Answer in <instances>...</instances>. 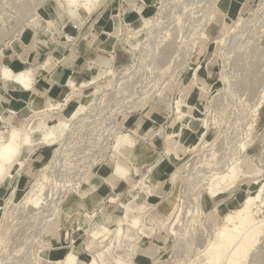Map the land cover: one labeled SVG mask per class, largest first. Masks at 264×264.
<instances>
[{
    "label": "rangeland",
    "instance_id": "374dc122",
    "mask_svg": "<svg viewBox=\"0 0 264 264\" xmlns=\"http://www.w3.org/2000/svg\"><path fill=\"white\" fill-rule=\"evenodd\" d=\"M76 9L64 0H0V130L10 123L38 140L44 116L63 120L76 104L85 107L54 142L22 149L21 169L0 183V264H63L66 253L84 264L100 252L99 264L118 256L207 264L224 217L260 185L254 210L264 218V0H93L71 16ZM10 66L28 88L2 78ZM184 120L195 127L170 163L166 135L174 125L183 132ZM125 136L129 143L120 142ZM231 165L234 185L211 197L213 173ZM143 176L155 188L141 213ZM136 184L141 198L114 237L123 209L104 208L112 197L127 203ZM107 217L111 235L92 239ZM242 264H264V225Z\"/></svg>",
    "mask_w": 264,
    "mask_h": 264
},
{
    "label": "bare ground",
    "instance_id": "6f19581e",
    "mask_svg": "<svg viewBox=\"0 0 264 264\" xmlns=\"http://www.w3.org/2000/svg\"><path fill=\"white\" fill-rule=\"evenodd\" d=\"M64 1L66 2V4L70 8L77 7V9H78L80 7V8H84L86 10H89L90 5L93 2V0H64ZM143 1L146 2L147 0H143ZM77 9H76L75 12L71 11V16H74V17L75 16L76 17L79 16V12L80 11L77 12ZM55 25H56V23H55ZM145 25H146V23H145ZM154 33H155V30H154ZM154 33H152V34H154ZM156 33H157V31H156ZM155 34H154V36H155ZM57 37H59V35ZM152 37H151V39L153 40ZM203 37H206L205 33H203ZM35 40H36V43H35L36 45L40 44V42H42L41 39L38 38L37 35H36ZM149 41H151V40L149 39ZM152 43H154V42H152ZM124 54H126V52H124ZM15 70L16 69L13 68V66H10V67H7V68H3L2 71H1L2 78L5 81L12 80L15 83L16 82L22 83L25 87L29 86V83L22 79L24 74H21V73H18V72H14ZM92 81L93 80H91V82ZM65 82H66V84L68 86H71L72 89H76L77 86H76L75 82L73 81V79H71V77H69V79L66 78ZM5 83H7V82H5ZM79 94H81V92H79ZM83 99H84V97H83ZM52 107H55V106H52ZM52 107H51V109H52ZM84 109H85V107L82 104H76V106L73 108V110L68 111V113L65 115V118L63 120H60V119L55 120L54 119L53 122H48L47 121L48 120L47 116H44L41 119V120H45V123H44L43 127H42V125L40 126V127H42L41 128L42 129L41 130L42 134L39 136V139H38L39 142L41 141V143H48V144H50L52 141L54 142V139L56 138V133L55 132H59V133L63 134L67 129L69 130V127H70V124H71L70 121L71 120L73 121V119H76V117H78L77 115L80 114ZM182 116H184V114L180 113V117L181 118H182ZM1 118H3V116H0V120H1ZM183 122H185V124L187 126V128L182 130L183 132H181L180 134H177V127L178 126L174 125L173 127L170 128V132L166 135V142L168 144V147H167V150H166V152L164 154H165V156H167V158H168L170 163H174L175 164L176 160L178 158H180L181 146L185 142L184 139H186V134H188L187 133V129H191V128L195 127V123H193V122H190L188 120L187 121L184 120V121H182V123ZM204 122H205V120H204ZM7 124L11 126V129H10L9 132H4V131L0 130V183L2 181L8 182L13 177V174H17L18 173V171L21 169V167L23 165V162L20 161L21 159L20 160H18L19 158L17 159L18 155H20V152L22 151V149H24L26 147L33 146L35 144L36 140H37V139H35V140L31 139V136L29 135V133L21 132L17 127H14L10 123H7ZM40 127H37V128H40ZM202 135H203V132H202L201 136ZM119 140H120V142H123V143H129V141H130V139L128 137H126V136H125V138H121ZM176 140H178L177 146H175V141ZM223 168L225 169V167H223ZM219 169H221V168H219ZM224 169H222V170H224ZM127 171L128 170H126L125 168H123L119 164H117L116 167H115V172H116V174L119 175V177L121 176V177L125 178V176L127 174ZM212 171H214V170H212ZM135 172L136 171L134 170V173ZM236 178H237L236 167L232 166V165L229 166L223 172H214L213 173V177L210 178L211 180L208 179V180H210L209 181V186L206 183L207 184L206 186H208L207 192L210 194L211 197H214L215 193L217 191L219 192V190H221L220 189L221 186H223L222 188H224V189H227V188L233 186ZM143 180H144V176L138 181V184H141L142 186L147 188L148 196L144 197L143 198L144 202H141L137 206V209H136L137 211L136 212L139 211L141 213L143 212V209L145 208V204L146 203L149 204V202L151 201V199H149V197H153L154 196V191L153 190L155 188V187H146L145 184L143 183ZM172 180H175V174L172 175ZM206 182H208V181H206ZM138 186L136 184L133 188H131L130 190L127 191L128 192V196H129V201L127 203H123V202L119 201V197H117L118 199H114V197H112L110 199V201L107 202V206L104 208L106 210V208H108L111 203L112 204L113 203H115V204L117 203L118 207L123 209V212L120 213L121 215H119L117 217L118 219L115 221V224H114L115 225V228H114V231H113V236L114 237H115V234L117 232L116 229H119L121 224H123L125 222L127 223L128 214L132 213V211H135L134 209L131 208V205H132V203H135L138 200V198H141V194H140V190L141 189L138 190ZM12 189H13V187L11 188V191H12ZM260 189H261V185H260V188L258 189V191L256 192V194H254L253 196L248 195V197L245 198L244 202L242 203V208L239 211H236L234 214H227L224 217L225 218V224L219 229V231L217 233L219 241L217 243H212V245H211L212 252H211V255L209 256L210 258L207 260V264H220V262L222 263V261H223V257L221 256L222 249L228 250V253L226 254L225 260H224V262L222 264H242L244 262L245 258L247 257V255L249 254V252L251 251V249L255 246L257 241H259L260 232H261L262 227L264 225V218L261 219V220H257L255 218V215L257 214L259 209L258 210H254V209L256 208L255 203L257 201H259V199H260ZM15 197H16L15 199H17L19 197V195L15 196ZM203 197H204V195H202V198ZM117 200H118V202H117ZM53 201L55 202V200H53ZM94 203L95 202H93V204ZM260 203H261V206H262L263 205L262 201H260ZM33 206L36 207V203L35 202H33ZM52 208H53V206H51V209ZM42 209H44V207ZM54 209H55V207H54ZM39 210H41V209H39ZM52 212H53V209H52ZM1 214H2V206H0V218H1ZM194 214H195V211H194ZM189 216H190V220L196 217V216H194L192 214H189ZM43 217H45V216H43ZM177 217H179V218L181 217L180 213L177 214ZM46 218H45V221H46ZM89 220H90V218L87 219V221H89ZM106 220L107 221L102 223L100 225V227H96L95 231H93V229H92V231H93L91 233L92 239L100 238V237L106 238L109 234L111 235V229H110V226H109L110 223H111L110 218L107 217ZM185 222H186V220H185ZM191 223H193V220H192ZM77 229L81 232V234H83L86 231V229H84V228H77ZM128 239H130V238L128 237ZM124 242H125V240H124ZM121 243H123V242L121 241ZM129 248L131 249L132 247H129ZM106 251L108 252L107 249L104 250V252H106ZM43 252L45 253V255L47 257L48 250L45 249ZM103 256H104L103 252H100V253L97 254V258L94 255V256L88 258L87 261L84 264H99V261L102 262V260H103L102 257ZM62 261H63V264H77V257L74 254L66 253ZM103 264H107V263L104 262ZM115 264H132V263L128 259H122L121 257L118 256L117 258H115Z\"/></svg>",
    "mask_w": 264,
    "mask_h": 264
},
{
    "label": "crops",
    "instance_id": "0c3cea01",
    "mask_svg": "<svg viewBox=\"0 0 264 264\" xmlns=\"http://www.w3.org/2000/svg\"><path fill=\"white\" fill-rule=\"evenodd\" d=\"M36 91H38V93L40 92V94L41 95H44L45 94V92H46V90H45V86L43 85V86H41L40 87V89H38V90H36ZM117 184H116V182H115V186H116ZM98 197H100V198H102L101 196H102V194H96Z\"/></svg>",
    "mask_w": 264,
    "mask_h": 264
}]
</instances>
